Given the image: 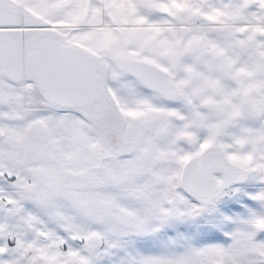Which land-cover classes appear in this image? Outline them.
<instances>
[{"label":"snow or ice","instance_id":"obj_1","mask_svg":"<svg viewBox=\"0 0 264 264\" xmlns=\"http://www.w3.org/2000/svg\"><path fill=\"white\" fill-rule=\"evenodd\" d=\"M0 264H264V0H0Z\"/></svg>","mask_w":264,"mask_h":264}]
</instances>
